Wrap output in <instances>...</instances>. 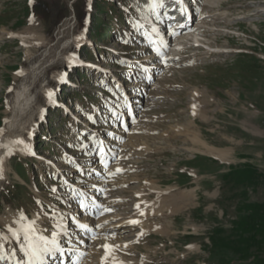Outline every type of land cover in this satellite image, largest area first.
Returning a JSON list of instances; mask_svg holds the SVG:
<instances>
[{
  "label": "rangeland",
  "instance_id": "rangeland-1",
  "mask_svg": "<svg viewBox=\"0 0 264 264\" xmlns=\"http://www.w3.org/2000/svg\"><path fill=\"white\" fill-rule=\"evenodd\" d=\"M135 1L90 0L89 6V0H0V30L35 38L29 49L10 34L0 38V128L13 115L8 106L14 100L11 90L22 79L26 82L18 72L36 64L44 48L51 50L53 43H60L55 39L60 23L74 16L73 31L67 29L62 34L63 42L68 37H83L77 46L66 43L78 61L76 65L63 62L65 82L53 81L49 88L54 93L53 104L47 103L44 86L59 71L62 60H54L50 52L46 61L53 59V64L46 63L30 92L31 101L15 114V122L12 118L10 131L24 141L22 147L31 150L34 146L45 159L46 165L41 167L48 171L46 160L59 164L64 152L84 156L77 149V141L85 131L77 121L86 122L87 116L97 114L93 106H101L105 87L110 85L97 70H109L120 79L127 61L134 57L153 59L136 41H131L135 45H125L128 41L121 39L132 40ZM215 1L209 14L195 16L194 21L204 25L192 35L198 42L193 38L175 51L172 46L168 68L159 69L153 84L146 87L144 96H150L145 99L149 104L140 107L139 122L133 129L134 134L140 132L139 141L129 137L124 146L127 152L132 146L135 153L123 160L127 167L124 174L110 181L127 179V190L118 185L108 193V199L125 198L126 205L115 209L120 216L126 215L123 212L129 211L133 202L155 201L159 192L146 183L153 182L157 190L165 191L163 213L146 219L154 227L141 235L137 227L113 233L118 236L116 256L126 258L123 264H264V235L258 229L264 215V0H220V5ZM120 55L127 59L121 60ZM80 106L84 108L82 114H78L82 112ZM41 107L45 109L42 116ZM32 124L35 126L30 133L27 128ZM178 127L195 129L207 143L228 150L226 161L201 153L189 135L169 132ZM252 127L261 135L253 134ZM130 140L137 143L129 145ZM33 156L16 151L4 155L7 166L0 179V231L6 217L13 218L12 213L20 208L27 210L30 218L39 214L41 225L50 228L44 219L49 215L43 211L48 206L41 195L46 197L58 180H52L46 170L40 175ZM238 170L243 181L234 179ZM138 191L144 196L136 197L133 193ZM232 221L239 229L228 241L229 249L213 245L207 238L211 230L220 228V235L226 237ZM101 242L98 235L87 243L97 249V255L92 256L86 250L85 256L96 261L89 259V264H107ZM239 247V254H248L246 259L233 255L234 248Z\"/></svg>",
  "mask_w": 264,
  "mask_h": 264
},
{
  "label": "bare ground",
  "instance_id": "bare-ground-1",
  "mask_svg": "<svg viewBox=\"0 0 264 264\" xmlns=\"http://www.w3.org/2000/svg\"><path fill=\"white\" fill-rule=\"evenodd\" d=\"M151 2H153V0H148V2L147 3H145V4H143V6H144V8H143V11L145 12H142L141 13V20L142 21H148V22H150V23H152V24H154V20L152 19V17H149V16H151L150 14L151 13H148V11H149V8H150V4H151ZM159 2V0H157V3ZM216 3V1L215 0H205L204 2H201L200 4H198V3H196L198 6H201V9L199 10V16L198 17H200V15H204V14H209V12L211 11V7L214 5ZM137 5V3H135V6ZM216 5V4H215ZM217 5H220V0H217ZM195 11H197V9L195 8ZM194 11V12H195ZM74 16L71 18V20H69V19H64L61 23H60V25H59V28H58V30L56 31V40L57 41H59L60 43L59 44H52L51 45V50L49 49V46H47L46 48H44L45 49V52L44 53H41L39 56H38V58L35 60V63L36 64H33V65H30V66H28V68H27V70L24 72V69H22V70H20L19 72H18V74H20V75H22V77L21 78H24V80L26 81V82H24L23 81V79L21 80V82L20 83H18V85H14L15 87L13 88V91L11 90V92H13L14 93V95H13V98H14V100L12 101V104L10 105V104H8V106L10 107V110H11V113H13V115H11L12 116V118H13V120H14V122H15V114L18 112H21V111H23L25 108H24V105L26 104V103H28L29 101H31V94H30V92L32 91V87L34 86V84H35V82H37V79L39 78V75L42 73V70H43V68L46 66V63H48L47 65H50V64H53V61L55 60V59H60V60H62V62L60 63V64H58V66H59V71L57 72V73H55V75L53 76V77H51V79H50V81H49V83L46 85L45 84V86H44V90H45V94L47 95V93L49 92V91H51V89H49L51 86V84L53 83V81L55 82V81H57V82H61V80L64 78V76H65V73H64V71L63 70H61L62 69V66H63V62H67L69 65H76L77 64V59H76V57L75 56H73V54H70V52H68L69 50H67V46H66V43H67V45L69 44L70 46H72V45H76L77 46V44L80 42H83V37H81V36H75V37H73V38H71V37H68V39L65 41V42H63V33H66L67 32V29L68 30H70L72 27H73V21H74ZM155 25V24H154ZM202 27H204V25H198V26H196V29L195 30H199V29H201ZM195 30H191V31H189V32H186L185 34H181L180 36H176L175 38H173L171 41H170V43H172L173 44V46H174V51L175 50H179L181 47L180 46H183V44H189L190 43V40H193V38H194V42L195 41H197L198 42V40H197V38L196 37H193L192 38V35L194 34V31ZM72 31H73V28H72ZM202 31V30H201ZM204 31V30H203ZM4 34H7V35H9L10 34V36H14V37H17V38H19L20 40H21V42H23V44H24V46L26 47V48H28L29 46H31L32 45V41L35 39L34 37H33V35H23V34H21V35H19V36H15V35H13V33H8L7 31L5 32V30L4 29H1L0 30V38H1V36H3ZM68 35H69V33H68ZM62 36V37H61ZM4 37V36H3ZM198 37V36H197ZM202 41V40H201ZM42 43V42H41ZM47 44V41H46V43H44V45H46ZM193 44V43H192ZM209 44V43H208ZM59 47V48H58ZM206 48V47H205ZM29 49V48H28ZM48 50V51H47ZM172 51V50H171ZM234 51H237V50H234ZM50 52H52L53 54H51ZM173 52V51H172ZM177 52V51H176ZM31 53V52H30ZM52 55L54 58V60L53 59H50L48 62L46 61V57H48L49 55ZM244 54V53H243ZM180 55V54H179ZM170 56H172V55H170ZM32 57V55H30V54H28L27 55V59H30ZM153 58V57H152ZM154 59V58H153ZM152 59V60H153ZM150 60V59H149ZM147 61L149 64H150V67H152V68H157V67H162V64L159 62L158 63V61H161L162 59H154L155 61ZM31 61V60H30ZM157 61V62H156ZM60 62V61H59ZM168 67H166V69H167ZM130 70H136V69H134V68H132V67H128V71H130ZM44 71V70H43ZM22 73V74H21ZM134 76L135 77H137L138 78V73H135L134 74ZM58 84V83H57ZM30 85H31V87H30ZM13 87V86H12ZM119 88V87H118ZM148 93V92H147ZM125 95L128 97V98H130V99H132V98H137L138 96H139V94H135V93H127V91L125 92ZM148 95V94H147ZM150 97V96H149ZM139 98V97H138ZM46 99H47V103L48 104H53V102H54V100H53V98L51 97H49L48 95H47V97H46ZM142 100H144V104L143 105H145V104H149V102H148V100H146V102H145V98H143V97H141V98H139V101H142ZM7 106V107H8ZM44 108L43 107H41L40 108V111H39V115H40V112L43 110ZM195 108H192V114H194L195 113ZM12 118L10 117V121H8L4 126H2L0 129H2V130H4V134L3 135H0V139H1V142H0V145H6V147H4V146H0V160H2V164H0V167H2V169H3V171H6L4 168L7 166V164H6V162L4 163V155L6 154V151H10V150H14V149H16L18 146H19V144H15V143H11L12 141H16V140H19L20 138L19 137H15V135L10 131V130H12ZM7 121V119H5V122ZM194 122V121H193ZM30 126V125H29ZM28 126V131L29 132H32V130H33V128H34V125L33 126H30L29 127ZM178 132V131H180L181 133H179L180 135H185V136H187V135H189V137H190V139L193 141V142H196L198 145H199V147L201 148L200 149V152L201 153H203V154H207V155H210V156H213V157H215V158H217V159H219L220 161H226V157H225V154H227L228 153V150H226L225 148H220V147H216V146H213V145H211V144H209V143H207L205 140H203L201 137H200V135H199V133L194 129V130H190L189 131V127L187 128V130L186 129H183V127L182 128H177V129H175V128H172L171 129V131H169L171 134H173V133H176V132ZM251 131H252V133L253 134H256V135H261V132L258 130V128H254V127H252V129H251ZM135 133V131L133 130V128L131 129H129L128 130V133H126V134H124V135H126L127 136V140L129 139V137L130 138H133V139H135L136 138V140L138 141V134L140 133V132H138L137 134H134ZM167 133V132H166ZM166 133H164V135H168V134H166ZM179 135V136H180ZM164 139V138H163ZM132 141V140H130L129 142H128V144L129 145H132V144H135V142L137 143V141ZM111 140L109 139V138H103V142H105V143H108V142H110ZM94 142V138H91L90 140H89V143L91 144V143H93ZM125 144H126V141L124 142V144H123V146L122 147H124L125 146ZM117 145V144H116ZM128 148H131L130 149V151L129 152H125L124 154H122L121 153V156H120V159H123L124 157H127V156H129V155H134V153H135V149L131 146V147H128ZM18 150H21L22 151V153H24V151L25 152H27V150L26 149H24L23 150V148L22 147H18L17 148ZM30 149V148H29ZM110 149H112L111 148V145L109 144V145H107V150H110ZM134 149V150H133ZM15 152V151H14ZM17 152V151H16ZM88 155H90V152L88 153ZM88 158H92V159H95V157L94 156H88ZM7 159V158H6ZM67 162H71V160L69 159V158H67V157H65V156H63L62 157V163H61V166L62 165H64L65 163H67ZM117 165H119V164H117ZM115 166H116V164L113 166V167H110L109 169H108V175H110V174H112V172H114V168H115ZM87 167L89 168V169H92L91 171H88L87 173H89V174H93L95 171L94 170H96L95 168H96V164H94V165H92L91 163H89L88 165H87ZM111 168H113V170L111 169ZM123 168H125V166H122L121 164H120V169L123 171ZM7 169V168H6ZM57 169V168H56ZM55 168L54 169H52L53 170V172H52V174H54L55 172V170H56ZM72 171H75L74 169H72ZM4 173V172H3ZM2 173V175H3V178H4V174ZM18 177V176H17ZM2 178V179H3ZM22 179V178H21ZM87 184V186H88V184L91 186L90 187V189L91 190H95L97 187H102L104 184V187H106L107 185H109L110 183L108 182V183H105V182H102V181H96V182H90V183H86ZM120 184V183H119ZM146 184H148L149 185V187L152 189H155L156 190V192L158 191L159 192V194H158V196H157V198L155 199V201H153V202H149V203H146V201H144V200H138L137 202H136V205L135 206H133L129 211H127L126 210V212H123V214H126V215H122V216H120V214L121 213H118L117 212V210L115 211L114 210V213H111V214H106V215H104L103 217H101V218H99V219H97L96 221H95V224H94V227H95V225H98L99 226V229H97L98 231H102V235H101V237H102V242H101V244H103L104 243V249L106 250V253H105V260H106V263L107 264H123V260H124V258L125 257H118V256H116L117 254H115V251L116 250H118L119 249V246L117 245V244H115L116 242H115V239H117L118 238V236L116 235V236H114V234H113V232L114 231H116V233H118V232H121L123 229H124V231H126L127 229H131L132 227H133V225H136L135 227H137V228H139L140 230H141V232H139V233H141V234H143V231L145 232L147 229H150V228H152V227H154V225L153 224H150L147 220L149 219V217L150 216H155V215H160L159 214V212H162L163 211V208H164V206H165V204H164V206H163V198H162V195H164V193H165V191L163 190V189H156V187L157 186H155L154 184H153V182H148V183H146ZM93 185V186H92ZM113 185V184H112ZM112 185H110V186H107V190L109 191L110 189H112ZM122 185H124V184H122ZM70 186V188H68V191L69 192H71V194H69V193H67V200L69 201L66 205H67V207H66V209H70V207H69V205H71L72 204V200H73V194L75 193V191H72L71 190V188L74 186V185H69ZM147 187V186H146ZM88 189H89V186H88ZM133 194H135L138 198H141L142 197V195H143V193L141 192V191H138V192H135V193H133ZM144 196V195H143ZM191 196L192 195H189V198L191 199ZM165 198V197H164ZM188 198V199H189ZM166 199V198H165ZM124 201H125V199H121V201H120V203H118V201H116V200H106V201H104V206L105 207H107V208H109V207H112L113 209H115V207H119V206H123V205H126L125 203H124ZM175 201V200H174ZM171 202H173V201H171ZM168 204V203H167ZM169 204H170V202H169ZM133 205H134V203H133ZM172 205V204H171ZM57 206H59V205H57ZM137 206H139V207H137ZM167 207V206H166ZM53 210L55 211V212H53V213H47V212H45V214L47 213V215H49V217L50 218H52L53 219V223L52 224H49L50 225V228L48 229V228H46V227H44L43 225H41V222L43 221V219L40 217V216H33V218H31V219H29V220H35L36 221V226L38 227V228H43V229H48L49 231L50 230H53V231H55L56 233H64V235H61V236H59L58 237V239H63V238H71V239H75V238H77V240L78 241H80V242H82V246H80V247H78V248H72V249H79L80 250V252L81 253H87V252H85L87 249L89 250V254H90V256H92V253L93 254H96L97 253V249H93L91 246H87L86 247V242L88 241L85 237H83V236H78L77 235V232H78V230H76V229H78L79 228V226H80V224H82V225H85V223L87 224V223H92V220L91 219H87V218H85L84 217V220L83 221H81V222H79L78 224V226H74V225H71L70 226V228H72V230H70V228H67L68 226H69V221H71L72 222V218L74 217V216H76L77 214H75L74 215V213H76V210L74 211V212H71V215L67 218V215H66V210L64 209V211H59V209L57 208V207H55L54 205H53ZM164 211H166V210H164ZM18 213V212H17ZM163 213V212H162ZM19 214H21V213H19ZM8 215V214H7ZM7 215H4V216H7ZM26 215V214H25ZM12 216H13V218H7L6 217V220H4V222H3V226H4V229H5V226L6 225H13L14 227L16 226V225H14L13 224V222L14 221H16L18 218H17V215L15 216L14 214H12ZM15 216V217H14ZM27 217V216H26ZM49 217H46V218H44V219H48ZM117 217H119L118 219H117ZM148 218V219H147ZM76 219V218H75ZM79 219V218H78ZM147 219V220H146ZM133 221H136V223L137 224H135V223H132ZM1 222V221H0ZM88 225V224H87ZM165 226H167V224H165ZM23 227H24V229L27 227H29V225L27 224V223H25L24 225H23ZM162 227H164V226H162ZM164 228H166V227H164ZM164 228H163V230H164ZM159 230H161V228L159 227ZM163 230H161V231H163ZM52 231V232H53ZM123 231V232H124ZM158 231V230H157ZM45 235H48L50 238H51V234L49 233V232H46V233H44ZM141 234H139V235H141ZM100 235V234H99ZM99 238V237H98ZM101 239V238H100ZM119 241V240H118ZM122 242V241H121ZM0 243H4V241H2V240H0ZM90 245V244H89ZM100 248V247H99ZM109 248H111V250H107V249H109ZM125 248H127V247H125ZM100 254V253H99ZM102 254V253H101ZM97 255V254H96ZM101 256V255H100ZM89 257V256H88ZM93 257H94V255H93ZM91 258V257H90ZM90 258H87V256H86V258H83L82 257V260L80 261V263L79 264H89V259ZM99 258V257H98ZM93 259V258H92ZM92 259H90V262H91V260ZM102 259V258H101ZM123 259V260H122ZM126 259V258H125ZM96 260V259H95ZM99 260V259H98ZM97 260V261H98ZM93 261V260H92ZM94 263L96 262V261H93ZM93 262L91 263V264H93ZM102 262V261H101ZM125 262H126V260H125ZM7 263V262H6ZM99 263V262H98ZM127 263V262H126ZM102 264H103V262H102Z\"/></svg>",
  "mask_w": 264,
  "mask_h": 264
},
{
  "label": "snow or ice",
  "instance_id": "snow-or-ice-1",
  "mask_svg": "<svg viewBox=\"0 0 264 264\" xmlns=\"http://www.w3.org/2000/svg\"><path fill=\"white\" fill-rule=\"evenodd\" d=\"M179 2H183V0H179ZM157 6L163 8V0H159L158 3L157 0H153V7ZM61 82L65 81L62 79ZM47 95L51 98L54 93L49 91ZM3 134L4 130L0 129V135ZM11 143L24 144V141L16 140ZM0 146L6 147V145ZM0 164H2V160H0ZM2 173L3 169L0 167V179L3 178ZM25 223L29 225L27 230L23 227ZM132 223H136V221ZM13 224L16 226L6 225L4 231H0V240L4 241V243H0V264H4L5 261L7 264H56V261H59V264H64L65 247L58 239L64 233L53 231L50 238L44 234L48 232V229L38 228L36 221L29 220L23 213ZM81 227L87 228V225H81ZM13 243L15 244L14 247L12 246ZM66 243H72L70 237L66 240ZM73 264H76V262L73 261Z\"/></svg>",
  "mask_w": 264,
  "mask_h": 264
},
{
  "label": "trees",
  "instance_id": "trees-1",
  "mask_svg": "<svg viewBox=\"0 0 264 264\" xmlns=\"http://www.w3.org/2000/svg\"><path fill=\"white\" fill-rule=\"evenodd\" d=\"M240 172H241V170L236 171L237 177H235L234 179L237 181H241V180L243 181L242 175H239ZM260 222H261V227H258V229L260 231H263V235H264V215H263V218ZM243 227H244V225H242L241 228L243 229ZM238 229H239V226H237L235 221H232V224L230 226V235L228 234V236H226V237L221 236L219 230H222V229L219 228V230H218V228H216V229L214 228L213 230H211L210 234H208V238L211 241V243H213V245H216L218 243V246L228 248L229 247L228 241L232 240L231 238L236 237V235L238 234ZM249 233H251V232H249ZM253 234L254 233L252 232L251 235L253 236ZM241 242H243V241H241ZM239 249H241V247L237 248V250L235 248L233 251L231 250L233 252V255L236 257H239L241 259H246L248 257L247 256L248 254H246V255L245 254L244 255L239 254L240 253ZM259 264H261V263H259Z\"/></svg>",
  "mask_w": 264,
  "mask_h": 264
}]
</instances>
